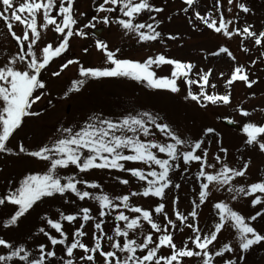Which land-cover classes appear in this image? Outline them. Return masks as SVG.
Here are the masks:
<instances>
[{
    "label": "rangeland",
    "instance_id": "1",
    "mask_svg": "<svg viewBox=\"0 0 264 264\" xmlns=\"http://www.w3.org/2000/svg\"><path fill=\"white\" fill-rule=\"evenodd\" d=\"M102 2L103 0H76L74 5L75 17L78 20L76 28H83L89 22L95 26L84 28L86 33L84 37H72L68 51L54 59L42 71L40 78L45 82L46 87L34 92V96L42 93L43 95L32 108V111L38 112L39 115L27 117L22 129L18 130V134H14L8 142L7 146L16 154H0V196L18 188L26 176L43 175L48 171L50 167L48 162L27 155V151L39 150L44 145L51 146L66 135L64 129L79 130L86 123L91 122L93 117L120 122L129 115L135 116L139 113H150L158 117V123L169 125L180 138L188 142L203 140L202 147L207 148L209 163H216L217 155L221 157L222 163L237 169L248 162L249 169L246 176L237 178L234 181L235 185L247 187L254 182L264 180V153L259 151L258 146L247 145V135L244 132V126L249 122L264 125V41L257 46L254 43L255 38L245 40L234 35L229 39L208 29L201 21L195 19L197 11L202 15L211 13L212 18L219 23L220 13H223L226 20L232 21V24L229 25L230 30L251 25L252 30L259 34L264 31V0H235L231 5L227 0H220L218 10L215 6L216 0H197V3L192 7L186 5L184 0H150L154 6L163 8L164 11L144 14L138 17L136 22L152 23L155 27L156 22L159 21L157 30L161 32V37L152 42H141L135 33H126V30L120 25L111 22L117 18H124L118 10L112 13H97L96 8ZM239 2L245 3L252 11L248 14L241 12L237 7ZM105 7H111V5ZM186 8L187 12L184 11ZM229 8L231 11H228ZM105 16L109 17L108 25L102 22ZM149 16H155L156 19L151 20ZM93 17H97V20L93 21ZM38 22H40L39 18ZM102 27L104 31L99 36L95 35L94 30ZM14 30L17 34L21 33V27L18 24H14ZM169 36H175L176 39H169ZM60 40L61 37L53 31H44L37 49L47 43H52L55 47ZM97 41L105 42L108 49L116 52L119 59L143 63L149 57L155 58L164 55L169 59L194 64L196 67L192 70L190 77L192 79L199 80L198 73L203 74V72L210 71L211 76L206 91L209 94L220 95L230 92L231 102L228 105L208 104L207 107H201L197 102L187 98L189 86L182 78L177 81L179 91L176 93L165 89H154L147 82H138L129 78H88L80 90L75 91L73 90L74 82L85 79L80 76L81 66L93 69L111 67L106 62L104 53L97 49ZM221 47L228 48L235 59H231L226 54L213 55ZM245 48L247 51L243 50ZM17 51L16 42L9 35L4 21L0 20V65H4L5 61L16 55ZM68 60L79 61V64L73 63L66 69H62L61 66ZM238 66L244 69L249 80L256 82L251 88L247 87L243 81H236L230 87L226 85L235 67ZM18 67L23 68L24 65L19 64ZM152 70L158 77H170L172 66L156 67L153 65ZM57 71L60 72L59 76L51 74ZM211 84H215L216 87L212 88ZM191 90L194 94H199L200 88L198 85H192ZM241 109L249 111L251 115L243 117L240 114ZM222 119L235 121L241 129L238 131L225 125L222 123ZM148 127L152 129V134L149 137L141 136V139L162 144L172 142L150 123ZM209 128L215 129V132L206 134V129ZM129 135L131 134L129 133ZM21 144L26 149L24 153L19 152ZM221 148L227 149L226 155L220 151ZM180 150L187 151L189 149L182 147ZM158 155L160 158H167L164 154ZM126 167L149 170L142 164L126 163ZM220 167L221 164L217 163L216 168L206 170L215 172ZM198 171L199 165L195 162L190 166H185L181 161L179 169L170 174L173 184H180V188L173 187L166 190V197L163 201L155 197L130 196L132 192H142L147 185L127 172L105 169L79 173L73 166L61 169L60 175L75 174L78 179L98 182L102 186V191L111 198L129 195V203L132 206L152 212L153 218L161 224V227H164L166 221L161 215L155 214V207L159 203H164L165 211L173 220H175L174 212L177 210L188 215L193 210V201L199 202L201 181L197 179ZM120 179H127L129 184L120 183ZM79 187L81 190H88L94 194L101 191V189H87L83 185ZM231 196L232 194L228 193L226 189L217 191L215 185L210 186L209 197L196 209L198 218L195 223L204 233H207L218 222L214 204L226 202L245 218H250L260 211L262 214L257 220L251 222V226L264 235V205L253 207L251 205L253 197L250 196H239L236 199H232ZM177 198L178 202L174 205L173 201ZM116 202L119 203V201ZM82 208H89L91 215L96 217V220L83 224V230L87 235L82 238V242L89 246L93 244L92 235L95 222L103 220V227L108 236H114V227L117 224L123 227V222L116 221L114 218L118 211L114 210L111 215L100 218L98 215L100 209L96 201L90 199L80 201L75 195L67 193L64 196L57 194L39 201L29 214L21 218L18 225L14 227H5L4 225L17 211V206L8 202L0 205V239L11 243L13 249L23 246L31 252L32 257H38L40 245L47 246L46 251L52 249L48 237L40 232L41 228L50 235L60 238L59 234L47 224V219L59 220L71 241L73 233L82 226L83 222L78 219L69 224L60 219V213L81 216ZM121 210L130 218L137 215L123 209L122 205ZM189 222H191V217H189ZM177 224L178 227L174 230V242L179 247L193 233L179 222ZM180 228H183L182 232ZM145 231H148L147 225ZM235 237L236 234L232 229L222 231L220 234L219 244L230 243L237 249L234 253H226L224 259L231 257L237 260V264H264V242L244 254V259L241 261L238 259L241 253ZM116 239L121 238L116 237ZM110 243L105 238L103 246L106 251L112 250ZM189 247H192L191 243H189ZM13 249L0 247V255H8ZM213 250H215V246H213ZM55 251L57 256L51 261H47L46 264H64V260L67 259L64 247L58 245ZM138 254L142 255L143 253ZM160 254L168 256L170 250L161 249ZM74 255L76 264H89V262L79 260V257L84 255L79 249ZM97 262L103 264V260L98 254ZM6 264H24V262L14 259ZM183 264H202V260L196 257L184 258Z\"/></svg>",
    "mask_w": 264,
    "mask_h": 264
},
{
    "label": "snow or ice",
    "instance_id": "2",
    "mask_svg": "<svg viewBox=\"0 0 264 264\" xmlns=\"http://www.w3.org/2000/svg\"><path fill=\"white\" fill-rule=\"evenodd\" d=\"M231 5L235 0H227ZM76 0H0V20L8 30L11 38L16 42L18 51L16 55L7 59L4 65H0V154H16L7 146L14 134L22 129L25 119L31 116H38V112L32 111L33 105L39 101L43 95L34 96V92L46 87L45 82L40 78L42 71L56 58H59L68 51L70 39L74 36L84 37L86 33L84 28L94 27L91 22L86 23L83 28H76L78 20L75 17L74 5ZM184 3L192 7L197 0H184ZM111 5V7H105ZM217 10L220 8V0H216ZM239 10L245 14L252 10L245 3H237ZM119 11L124 18H117L114 22L120 25L126 33H135L141 42L157 41L161 37V32L157 30L152 23L136 22L137 18L144 14L160 13L164 9L154 6L150 0H103L96 8L97 13H112ZM185 12L188 9H184ZM231 11V8L228 9ZM55 13V14H53ZM83 15V13H81ZM38 18L40 22H38ZM155 20V16H149ZM195 19L201 21L208 29L215 33L231 39L234 35L247 40L255 38V45L259 46L264 41V31L257 34L252 30L251 25L240 28L229 29L231 20H226L223 13H220L219 23L213 19L211 13L202 15L195 13ZM93 21L97 17L92 18ZM102 22L105 25L110 23L109 17H103ZM14 24L21 27V33L17 34L14 30ZM51 30L61 37L57 46L52 43L37 45L41 41L42 32ZM169 39H176L175 36H169ZM97 49L101 50L106 62L111 65L109 68H85L79 69L81 79L74 82L75 91L86 83L88 78H129L138 82H147L154 89H165L172 93L179 91L177 81L181 78L189 86L188 97L200 104L201 107H207L208 104L228 105L231 102V93L228 94H209L206 88L209 86V77L211 72L199 74V80L192 79L191 73L195 65L183 63L169 59L164 55L158 57H149L145 62L131 61L117 58L116 52L110 51L108 45L103 41H97ZM247 51V49H243ZM87 51V49H85ZM226 54L231 59H235L233 54L226 47H221L213 55ZM79 61L68 60L61 67L66 69L69 65ZM23 64L24 67H18ZM156 67L168 65L172 66L170 77H158L152 70ZM53 76H59L60 72H52ZM236 81L245 82L246 86L251 88L255 81L249 80L248 75L242 67H235L230 79L226 85L230 87ZM192 85H198L199 94H194L191 90ZM215 88V84L210 85ZM207 101V103H204ZM243 117H249L251 113L246 110H240ZM147 118V119H145ZM158 117L150 113H139L135 116L129 115L120 122H113L99 117L91 118V122L86 123L79 130L73 128L64 129V135L51 146L44 145L36 151H27V155L38 158L41 161L48 162L50 167L46 174L28 175L15 190H10L4 196H0V205L8 202L17 206V211L5 223V227H14L18 225L21 218L29 214L34 205L44 198L53 197L57 194L64 196L67 193L75 195L80 201L90 199L96 201L99 206V217L111 215L115 210L118 214L114 217L116 221L123 222V227L117 224L114 227V236H108L103 227V220L94 223V232L92 235L93 244L89 246L82 242V238L87 235L83 230V224L96 220L91 215L89 208L81 209V216L74 214L60 213V219L69 224L81 220L82 226L73 233V239L69 241L68 234L65 232L63 224L57 220L47 219V224L59 234L60 238L50 235L41 228L50 241L51 250L46 251L45 245L39 246V256L32 257L31 252L21 246L13 249V245L4 239H0V247L4 249H13L8 255H0V264L18 260L24 264H46L57 256L56 246H63L67 257L64 264H76L75 252L80 250L84 253L79 260L89 262V264H98L97 254L102 258L103 264H183L184 258H201L202 264H237L236 259L231 257L224 259L226 253L237 251L230 243H218V238L222 231L228 229L234 230L236 240L238 241L241 255L239 260L244 259V254L250 252L254 246L264 242V235L260 234L251 222L258 219L262 214L260 211L250 218H245L242 214L235 211L226 202H217L214 208L217 210L218 222L207 233L199 227L195 221L198 218L196 209L204 203L210 195V186L215 185L216 190H224L232 194L231 198L236 199L239 196L253 197L251 205L256 207L264 205V180L254 182L247 187L237 186L234 181L237 178H244L249 169V163L245 162L239 169L228 166L221 162V157H215L216 163L208 162L207 148L202 147L203 140L188 142L180 138L167 124L157 122ZM234 122V121H229ZM151 124L171 140V143H158L151 140H143V137H149L152 129L148 127ZM215 129H206L207 133H214ZM244 132L247 135L246 143L251 146H258L260 152L264 153V125L249 122L244 126ZM129 133L131 135H129ZM182 147L188 148L187 151H181ZM221 152L227 154V149L221 148ZM19 152L24 153L26 149L23 144L19 146ZM158 154H164L167 158H160ZM185 166H190L194 162L199 165L197 179L201 181L199 193V202L193 201V210L184 215L180 211H175V220L169 218L165 211V204L159 203L154 212L161 215L166 221L164 227L153 218V213L138 206H132L130 196L141 195L143 197H155L163 201L166 197V190L170 188H180V184H173L171 173L179 169L180 162ZM126 163L142 164L149 169L127 168ZM221 167L215 172H209L206 169L216 168V164ZM75 167L79 173H88L92 170H117L130 173L137 180L145 182L142 192H132L122 197L111 198L102 191V186L98 182H89L84 179H78L75 174L60 175L61 169ZM120 183L128 185L127 179H120ZM83 185L87 189H101L98 194L88 190H81ZM260 195H257V194ZM116 201H119L117 203ZM178 198L173 201L175 205ZM127 209L135 217L130 218L121 210ZM191 217V222H189ZM179 224L184 225L193 233L181 246L174 242V230ZM147 225L148 231H145ZM171 229V230H170ZM183 231V228H180ZM155 236V239H154ZM119 237L121 239H116ZM143 237L142 239H139ZM105 238L110 243L112 250H105L103 242ZM139 240V242H138ZM191 243L192 247H189ZM215 246V250H213ZM161 249L170 250L168 256L161 253ZM138 253H143L138 254ZM126 254V255H119ZM220 258V260H217Z\"/></svg>",
    "mask_w": 264,
    "mask_h": 264
},
{
    "label": "water",
    "instance_id": "3",
    "mask_svg": "<svg viewBox=\"0 0 264 264\" xmlns=\"http://www.w3.org/2000/svg\"><path fill=\"white\" fill-rule=\"evenodd\" d=\"M103 31H104V28L103 27L102 28H98V29H95L94 30V34L97 35V36H99ZM221 121L225 125H227V126H229L231 128H234V129H236L238 131L241 129L240 126L235 121L234 122H229V121H233L231 119H222Z\"/></svg>",
    "mask_w": 264,
    "mask_h": 264
}]
</instances>
